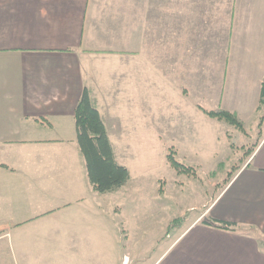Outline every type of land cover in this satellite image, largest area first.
Returning a JSON list of instances; mask_svg holds the SVG:
<instances>
[{
	"label": "crops",
	"instance_id": "crops-1",
	"mask_svg": "<svg viewBox=\"0 0 264 264\" xmlns=\"http://www.w3.org/2000/svg\"><path fill=\"white\" fill-rule=\"evenodd\" d=\"M263 75L264 0H0V264H264V133L200 214H182L169 241L157 235L155 255L129 256L124 212L137 191L126 155L148 102L180 98L156 121L196 165L197 124L221 122L197 105L245 125ZM85 88L130 172L115 191L93 188L76 142Z\"/></svg>",
	"mask_w": 264,
	"mask_h": 264
},
{
	"label": "rangeland",
	"instance_id": "rangeland-1",
	"mask_svg": "<svg viewBox=\"0 0 264 264\" xmlns=\"http://www.w3.org/2000/svg\"><path fill=\"white\" fill-rule=\"evenodd\" d=\"M172 93L171 91L166 97L171 99L168 104L161 94L160 99L157 97V100L153 99L145 105L143 125L139 121L140 135L138 138H131L129 142L126 163L137 186V191L132 195L137 201L128 196L124 212L128 215L130 232L134 237L133 243L129 245V256L133 261L152 252V256L157 253L155 238L158 234L161 233L162 243L170 240L168 234L173 238L176 230L168 229V225L165 227L167 220L182 217V214H186V217L200 214L203 209L201 204L209 202L224 188L264 133V120L260 122V117L264 114L262 106L259 116L245 121V125L242 123V128L226 121L215 122L216 124L203 128H199L200 124H197L196 130L206 138V147L196 148L197 154H193L195 147L188 148V157L198 158L200 161L196 165H190L195 174L178 175L167 161V154L172 151L178 161L189 164L180 160L185 157L181 154V145L171 139L169 133L164 135L161 125L156 121L158 117L167 115L171 108L180 102V98L175 99L177 96L172 98ZM203 104L206 108H212L208 103ZM186 108L187 106H184V110ZM188 117L195 119L192 112H189ZM203 117L208 118L205 115ZM113 142L118 145V139H113ZM221 162L223 164H220ZM189 206L195 208L187 211ZM137 214L139 219L145 222L144 235L140 226L136 229L137 224H140Z\"/></svg>",
	"mask_w": 264,
	"mask_h": 264
},
{
	"label": "trees",
	"instance_id": "trees-1",
	"mask_svg": "<svg viewBox=\"0 0 264 264\" xmlns=\"http://www.w3.org/2000/svg\"><path fill=\"white\" fill-rule=\"evenodd\" d=\"M259 101L264 108V75L260 83ZM197 106L210 118L242 128V122L234 112L222 108L205 109L200 105ZM74 118L76 142L84 158L90 184L98 193L115 191L124 186L130 179V172L126 166L117 162L104 121L86 88L76 105ZM263 120L264 114L261 115L260 122ZM250 153L251 151L248 152ZM166 157L178 174H195L194 168L178 161L172 151ZM183 221V217L174 218L170 221L168 229L179 228ZM202 222L216 227L226 226L212 219L204 218Z\"/></svg>",
	"mask_w": 264,
	"mask_h": 264
}]
</instances>
